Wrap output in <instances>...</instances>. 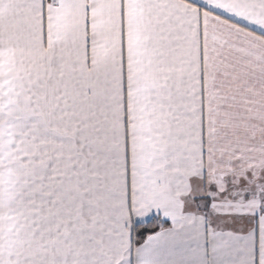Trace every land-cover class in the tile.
Listing matches in <instances>:
<instances>
[{"label":"snow or ice","instance_id":"snow-or-ice-1","mask_svg":"<svg viewBox=\"0 0 264 264\" xmlns=\"http://www.w3.org/2000/svg\"><path fill=\"white\" fill-rule=\"evenodd\" d=\"M0 264H264V0H0Z\"/></svg>","mask_w":264,"mask_h":264}]
</instances>
